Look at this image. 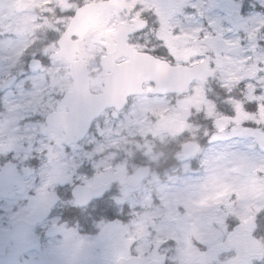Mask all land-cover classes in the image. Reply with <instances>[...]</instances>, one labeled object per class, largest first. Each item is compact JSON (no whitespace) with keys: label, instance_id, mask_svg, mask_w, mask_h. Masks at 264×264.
Masks as SVG:
<instances>
[{"label":"flooded vegetation","instance_id":"af4514ba","mask_svg":"<svg viewBox=\"0 0 264 264\" xmlns=\"http://www.w3.org/2000/svg\"><path fill=\"white\" fill-rule=\"evenodd\" d=\"M20 1L24 7L25 0ZM91 1L114 2L99 8L96 24L92 26H103V31L97 36L103 49L98 56L97 91L103 89L104 74L112 70L109 63H119L128 59V56L120 52L119 57L105 64L108 67L102 66L100 56L117 49L118 45L125 47L129 45L132 50L149 52L156 57L174 62L172 56L166 53L168 43L171 42L174 34L183 40V33L179 30L180 25L185 23L183 9L186 1L177 0L170 2H167L168 0H48L41 7L39 5L32 7L34 14L30 15L29 12H25V8L23 9L18 19V32H9L6 26L0 24V63H16L10 71L4 73L5 80L0 85V264H101L104 259L103 249H107L105 243L109 241L111 247L118 246L121 241L119 229L121 227L131 229V220L138 216L137 211L131 209L132 192L143 187L147 182L149 185L147 191L153 196L150 206L155 207L160 203L157 199L159 191L156 183H169L170 178L167 174L183 173L181 169L184 167L180 164L187 165L184 169L186 173H192L198 168L196 155L182 154V144L190 138L185 140L184 136L187 134L185 128L182 134L173 132L171 120L174 117H172L169 128L171 133L167 135L166 145L161 146V151L164 150L166 154L161 157L158 164L153 165L138 160L131 168V137H128V143L120 148L106 151L96 149L91 153L89 158L96 156L94 166L85 163L83 167L73 169L83 157L82 153L72 149L79 146L77 144L79 140L65 142L67 139L65 129L54 124L47 126L46 122V116L51 112L68 109L66 100L63 101L64 93H59L58 105H55L51 104V100L55 102L56 99L54 93H16L15 98L13 91H5L4 87L13 83V73L22 74L26 65L30 72L38 70L48 63L53 64L56 58L64 61V68L69 77L67 59L63 56H55V52L60 47H72V40L77 37L78 32H73L70 38L65 40L62 34L76 10ZM210 1L197 0L198 3H206L207 7L210 6ZM167 5L171 9H167ZM6 18L0 13V20ZM199 18L205 22L206 17ZM168 23H173L169 31ZM80 28L79 25L75 31H79ZM88 31L80 38L79 49ZM168 32L171 33L169 38L168 35L166 36ZM8 38L12 39V43L1 45ZM199 39L200 36L194 38L196 41ZM14 40L18 42V46H14ZM205 53L209 55L211 64V51L190 55L188 59L179 63L198 62ZM88 71L90 77L89 67ZM53 76L54 74L50 75ZM193 83L203 84L207 88L202 93V104L206 101L214 103L213 97H210L212 82L207 80L202 83L195 80ZM190 92L186 95L176 94L173 99H180L184 106V100L188 98L186 96L190 95ZM79 97L76 95L69 100L76 101L75 98ZM133 97L128 96L127 104L123 109L106 108L97 119L93 120L92 124L100 133L98 141L115 137L114 134L103 132L104 122L111 120V125L116 124L119 114L130 106ZM219 100L224 106V116L227 118L222 127L216 128L211 119L206 118L204 105L192 116V122L199 126L200 135L196 141L201 146L204 144V139L211 137L217 131L230 132L233 128H247L264 132V101L261 103L255 96H249L247 91L233 88L224 90L223 94L219 95ZM37 112L41 116L40 120L34 123L25 122L26 116ZM50 120L55 123V119ZM92 137L94 136L87 132L82 138L89 141ZM55 144L61 148V153L60 157L54 158L52 152ZM33 151L37 155L27 162L17 161L8 154L15 152L23 156ZM40 152L44 155L41 156ZM73 155L76 156L75 160ZM109 156L113 159H105ZM139 166L148 167L149 173L138 184L133 185L131 173ZM41 173L44 179H51L54 185L50 186L43 196L44 199L53 202L52 207L47 210L43 209L37 193V189L41 186ZM153 174H158L156 182L150 180ZM69 175L78 184L84 183L79 179L81 176L92 181L78 189L73 197L74 200L86 201V203L76 204L75 207H70L67 203V198L72 194L71 182H66ZM61 179L65 180V184L60 185L58 181ZM101 196L104 197L103 200L98 199ZM167 206H173V209L175 203L167 202L163 205L160 203V208ZM221 211L226 229L230 228L228 223L232 214L229 211L225 212V209ZM252 224L253 228L259 226V223ZM194 241L199 244V241L195 239ZM126 249L128 250L124 254H115V257L107 258V264H117L121 257L127 258L133 254L141 255L146 261L156 259L158 264H264V249L247 251V249H239L238 245L224 246L210 251L193 249L184 263L174 257L176 252L173 249L141 252L131 249V240L126 243Z\"/></svg>","mask_w":264,"mask_h":264},{"label":"rangeland","instance_id":"374dc122","mask_svg":"<svg viewBox=\"0 0 264 264\" xmlns=\"http://www.w3.org/2000/svg\"><path fill=\"white\" fill-rule=\"evenodd\" d=\"M47 1L25 0L23 7L20 0H2L0 13L7 18L1 19L0 24L6 26L9 32L16 33L23 9L31 15L34 14L32 7H41ZM239 2L240 0H211L209 7L204 2L200 3L201 11H204L202 16L206 17L205 22L199 17L192 21L184 14L185 23L180 25L179 30L183 33V40L174 34L166 53L172 56L174 62H180L190 55L211 51L209 82L220 86L215 93H223L224 88H236L247 91L249 96H255L263 103L264 42L257 41L256 33L264 29V16H242L241 20L234 22L231 11L234 9L233 5H238ZM167 9H171L169 5ZM201 24L204 32L198 31ZM102 27H92L79 50V54L87 59L93 91L98 89V56L103 49L97 36L103 31ZM172 27L173 23H168L167 30ZM170 34L168 32L166 36L169 38ZM197 36L200 39L196 41L194 38ZM11 43L12 39L8 38L1 45ZM18 45L14 40V46ZM15 65V62L0 63V85L5 80L4 73ZM64 67V61L56 58L53 64L48 63L30 72V87L23 89L18 84L16 93H54L56 99L55 102L52 99L51 104L58 105L59 93L70 86ZM51 74L54 76L50 77ZM149 88L146 85L144 94L131 98L130 106L119 114L116 124L111 125V120L104 122L103 132L114 134V138L97 141L96 137H92L87 142L95 141L97 151H106L120 148L131 137V168L138 160L156 165L166 154L164 150L161 151V146L166 145L167 135L171 133L169 128L172 117L183 121L186 137L190 139H196L200 135L199 126L191 119L202 105L205 106L206 118L211 119L216 128L222 127L227 119L224 113L218 112L216 101L215 104L209 101L201 103L202 93L207 89L203 84L192 85L191 94L186 96L188 98L184 100V106L180 99L149 94ZM78 147L72 149L76 151ZM60 150L55 144L52 156L60 157ZM196 156L198 168L192 173H186L184 169L187 165L180 164L184 167L181 169L183 173L167 174L169 183H156L158 201L162 205L174 202L173 209V206L160 208V203L155 207L150 206L152 194L147 191V182L132 192L131 209L136 210L138 216L131 220V229H119L121 241L117 248L111 247L109 241L105 243L107 249H103L104 259L101 264H107V258L115 257V254H124L128 250L126 243L130 240L131 249L141 252L173 249L176 252L174 257L182 263L193 249L210 251L234 245L247 251L264 249L263 242L250 234L254 213L264 205V132L247 128H233L230 132L217 131L206 139ZM105 159L113 158L109 156ZM157 176L158 174H153L150 180L156 182ZM221 209L230 213H233L231 210H237L239 220L231 228L226 229ZM194 239L200 242L201 247Z\"/></svg>","mask_w":264,"mask_h":264},{"label":"water","instance_id":"95a60500","mask_svg":"<svg viewBox=\"0 0 264 264\" xmlns=\"http://www.w3.org/2000/svg\"><path fill=\"white\" fill-rule=\"evenodd\" d=\"M107 2H92L86 3L78 8L73 16L70 25L66 32L63 34V40L69 38L73 32L81 36L85 30L95 21L96 11ZM232 16L235 21L240 19L238 11L234 10ZM81 26L79 31H75L76 27ZM61 40V42L63 41ZM67 42V41H65ZM77 41H73L72 47L60 48L56 55H63L68 60H71L74 56V52L77 49ZM66 49V50H65ZM122 52L129 56V60L113 64V71L103 76L104 91L100 94H93L89 90V83L87 78L86 65L82 59L74 60L70 66L71 77L73 79V89L66 91L65 93H80L82 95V103L85 95L89 94L88 99L84 105L77 106L72 110H76L74 114H68L66 118L63 115H56V126H63L68 139L72 138V134L69 130L70 126H78V130L81 132L79 136L86 132L91 119L99 114V112L107 106H115L121 108L129 94L142 93V84L145 81H151L154 83V87L151 92L166 93V92H184L188 89L189 84L194 78L201 80L205 79V74L208 68V60L205 59L200 63L188 66V65H171L166 61L159 60L151 57L150 55L142 52H136L131 49L130 46L118 45V49L102 57L103 65L108 64V60L114 59ZM88 93V94H85ZM83 119L82 125L79 121ZM80 125V126H79ZM175 132H181L180 122L173 120ZM75 133V131H74ZM199 144L194 142H186L183 145L185 150L184 155L193 154L199 149ZM148 169L145 167L137 168L131 175V183H138L144 176H146ZM142 264V259L139 256H132L130 259H120L118 264ZM143 264H151L143 263Z\"/></svg>","mask_w":264,"mask_h":264},{"label":"snow or ice","instance_id":"6c2138e0","mask_svg":"<svg viewBox=\"0 0 264 264\" xmlns=\"http://www.w3.org/2000/svg\"><path fill=\"white\" fill-rule=\"evenodd\" d=\"M233 8L238 11V13L243 16V17H248L250 15H256V16H264V0H240L238 5H233ZM202 5L197 2V0H186L183 13L190 17L192 21H195L196 17L202 16ZM198 31L204 32V28L202 24L198 28ZM256 39L258 42H264V29H260L256 33ZM155 51V49H154ZM39 59V57H37ZM30 76V69L28 66H25V69L22 74H16L13 73V83L8 85V87L5 88V91H8V88H11L13 91V94L16 98V92H17V85L19 84L21 88L23 89H28L30 87L28 77ZM41 116L37 112L33 115H29L25 117V122L28 123H34L37 120H40ZM88 133H90L92 136L97 138V141L99 140L100 133L99 131L96 130L94 124H90L88 127ZM77 144L79 147L76 149V152L82 153L83 157L79 160V163L75 164L73 169L78 168V167H83L85 163H87L88 166H94V161L96 160V156H90L91 153H93L96 149L97 142H87L85 138H81V140L77 141ZM69 152H71V148H69ZM8 154H11L13 158L17 161L21 162H27L30 158L35 157L37 153L33 151L32 153H25L23 156H20L18 153L15 152H9ZM41 156L44 155L43 152L39 153ZM73 159H76V156L73 155ZM26 171H30V169H26ZM41 186L37 189L38 196L40 198V202L42 204V207L44 210H47L48 208L52 207V201L51 200H46L43 198L44 194L46 193V190L49 189L50 186H54L53 182L51 179H44L43 178V173H41ZM81 181H83V184H78L73 181L72 176L69 175L67 177L66 182L70 183L71 182V187H72V194L70 197L67 198V203L69 204L70 207H75L76 204H84L86 201H81V200H74L73 197L76 194V191L80 189L83 185L92 183V181H88L85 177L81 176L79 177ZM96 178H94L95 180ZM60 185L65 184V180L61 179L58 181ZM99 200H103L104 197H98Z\"/></svg>","mask_w":264,"mask_h":264},{"label":"trees","instance_id":"16d2710c","mask_svg":"<svg viewBox=\"0 0 264 264\" xmlns=\"http://www.w3.org/2000/svg\"><path fill=\"white\" fill-rule=\"evenodd\" d=\"M258 236V235H257ZM262 240L264 241V236L262 237Z\"/></svg>","mask_w":264,"mask_h":264}]
</instances>
